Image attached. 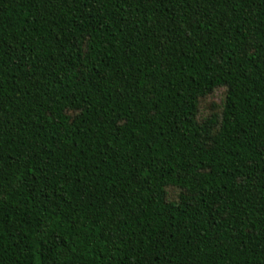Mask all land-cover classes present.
<instances>
[{
	"label": "trees",
	"instance_id": "trees-1",
	"mask_svg": "<svg viewBox=\"0 0 264 264\" xmlns=\"http://www.w3.org/2000/svg\"><path fill=\"white\" fill-rule=\"evenodd\" d=\"M0 264H264V0H0Z\"/></svg>",
	"mask_w": 264,
	"mask_h": 264
},
{
	"label": "rangeland",
	"instance_id": "rangeland-1",
	"mask_svg": "<svg viewBox=\"0 0 264 264\" xmlns=\"http://www.w3.org/2000/svg\"><path fill=\"white\" fill-rule=\"evenodd\" d=\"M224 97V91L222 89L216 90L211 97H209L205 102L202 103L201 105V115H206L207 112V106L211 102V104H217L219 105L221 101L223 100Z\"/></svg>",
	"mask_w": 264,
	"mask_h": 264
}]
</instances>
